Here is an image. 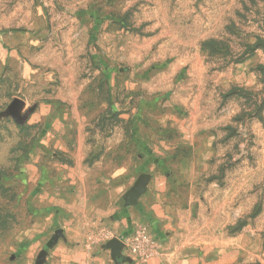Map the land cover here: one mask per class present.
Instances as JSON below:
<instances>
[{"label": "rangeland", "instance_id": "374dc122", "mask_svg": "<svg viewBox=\"0 0 264 264\" xmlns=\"http://www.w3.org/2000/svg\"><path fill=\"white\" fill-rule=\"evenodd\" d=\"M88 259L264 264V0H0V264Z\"/></svg>", "mask_w": 264, "mask_h": 264}, {"label": "crops", "instance_id": "0c3cea01", "mask_svg": "<svg viewBox=\"0 0 264 264\" xmlns=\"http://www.w3.org/2000/svg\"><path fill=\"white\" fill-rule=\"evenodd\" d=\"M149 189L150 194L154 195V196H162L166 189H167V181L164 178H161V176H159V180H153L150 185H149ZM128 190H124L121 191V198H119L118 200H120L121 204H125L126 202V194H127ZM146 197V195H145ZM129 204V203H127ZM145 199L144 197L142 199L139 200V204H137V208L135 206H131V208H128L126 206H124L125 208H123V206L120 207H116L112 210V218L113 220L109 223L108 227L110 229H113L114 231H117L118 233L122 234V233H126L128 230H130V227L132 226L131 224L133 223L134 220H138L143 222V216L141 217L140 212L141 210L144 212L146 211V206H145ZM134 208V212L135 213V209L137 210V214L135 213V215L130 214L131 209ZM152 210L155 212V210H158V206H157V202L154 203V205L152 206ZM160 212V207H159V211ZM147 215V213H146ZM225 258V257H224ZM83 262L81 264H100L99 261L95 260V261H90V259L88 260H82Z\"/></svg>", "mask_w": 264, "mask_h": 264}, {"label": "water", "instance_id": "95a60500", "mask_svg": "<svg viewBox=\"0 0 264 264\" xmlns=\"http://www.w3.org/2000/svg\"><path fill=\"white\" fill-rule=\"evenodd\" d=\"M121 242L118 240H114L111 243V246L113 247L114 250H116L120 246Z\"/></svg>", "mask_w": 264, "mask_h": 264}, {"label": "built area", "instance_id": "2783aa9c", "mask_svg": "<svg viewBox=\"0 0 264 264\" xmlns=\"http://www.w3.org/2000/svg\"><path fill=\"white\" fill-rule=\"evenodd\" d=\"M145 238H147V237H145ZM128 241H130V239H128Z\"/></svg>", "mask_w": 264, "mask_h": 264}]
</instances>
